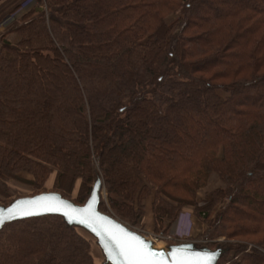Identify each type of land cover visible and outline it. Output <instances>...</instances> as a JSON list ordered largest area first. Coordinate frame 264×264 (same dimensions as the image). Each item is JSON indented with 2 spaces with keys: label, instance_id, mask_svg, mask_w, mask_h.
Wrapping results in <instances>:
<instances>
[{
  "label": "trees",
  "instance_id": "trees-1",
  "mask_svg": "<svg viewBox=\"0 0 264 264\" xmlns=\"http://www.w3.org/2000/svg\"><path fill=\"white\" fill-rule=\"evenodd\" d=\"M35 1L0 50V198L51 179L84 204L100 179L99 209L129 228L153 193L154 233L191 206L215 264H264V0ZM212 175L225 186L199 204ZM77 229L7 223L0 264H94Z\"/></svg>",
  "mask_w": 264,
  "mask_h": 264
},
{
  "label": "water",
  "instance_id": "water-1",
  "mask_svg": "<svg viewBox=\"0 0 264 264\" xmlns=\"http://www.w3.org/2000/svg\"><path fill=\"white\" fill-rule=\"evenodd\" d=\"M102 184L97 179L84 204H76L55 191L16 198L0 206V230L7 223L60 215L69 225L88 230L110 264H215L219 250L197 249L192 243L170 245L168 251L154 249L149 240L111 214L99 209Z\"/></svg>",
  "mask_w": 264,
  "mask_h": 264
},
{
  "label": "rangeland",
  "instance_id": "rangeland-1",
  "mask_svg": "<svg viewBox=\"0 0 264 264\" xmlns=\"http://www.w3.org/2000/svg\"><path fill=\"white\" fill-rule=\"evenodd\" d=\"M35 0H0V50L7 40H12L14 42L18 41V36L14 32H7L10 26L19 23V19L26 12H22V8H17L12 13H9L15 6L18 4H22V7H27V5L34 3ZM36 2V1H35ZM36 5V4H34ZM177 16L176 13L171 14L167 17L166 21L170 23ZM16 36V37H15ZM16 39H13V38ZM19 177L26 181H33V175L20 172ZM46 189L50 190L51 179L47 181ZM79 182L75 185V189L72 193V196H76V192L78 190ZM225 184L220 181V179L216 175H212L209 180V183L206 187L199 190L197 193V201L199 204H203L210 199L211 192L216 188H223ZM32 187L21 181H11L8 187V198H0V206H4V202L16 199L23 196H30L32 193ZM51 191V190H50ZM100 197L107 203L106 192L101 188ZM152 201H153V193H151L144 201V213L139 220L138 226H133L134 231L138 232L142 236H144L147 240L150 241L152 247L154 249H161L164 251H168L169 246L167 245L168 241H175L173 239H177L176 244L181 243H192L199 237L201 233L206 229V223L202 221L200 217L193 213V208L191 206H185L182 208L179 213L177 219L172 223L169 228L168 233L163 236L162 234L154 233V225H153V215H152ZM78 232L87 238L90 241V254L93 258L94 264H102L104 261V256L102 254L101 249L99 248L95 238L92 234L86 230L78 226ZM191 239H194L191 240ZM175 245V244H174Z\"/></svg>",
  "mask_w": 264,
  "mask_h": 264
},
{
  "label": "crops",
  "instance_id": "crops-1",
  "mask_svg": "<svg viewBox=\"0 0 264 264\" xmlns=\"http://www.w3.org/2000/svg\"><path fill=\"white\" fill-rule=\"evenodd\" d=\"M34 4H37L38 5V3H36L35 1H34V3H31V4H29V5H27V7H22V4H21V6L19 7V8H22L23 10H22V12H27L28 10H30L32 7H34L35 5ZM16 37V36H15ZM13 38V39H16V38ZM7 41H9V42H11L12 44H14V43H16V42H14V41H12V40H7Z\"/></svg>",
  "mask_w": 264,
  "mask_h": 264
},
{
  "label": "snow or ice",
  "instance_id": "snow-or-ice-1",
  "mask_svg": "<svg viewBox=\"0 0 264 264\" xmlns=\"http://www.w3.org/2000/svg\"><path fill=\"white\" fill-rule=\"evenodd\" d=\"M157 264H162V262H157Z\"/></svg>",
  "mask_w": 264,
  "mask_h": 264
}]
</instances>
